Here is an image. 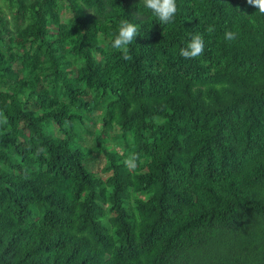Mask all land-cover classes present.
<instances>
[{"label":"trees","instance_id":"trees-1","mask_svg":"<svg viewBox=\"0 0 264 264\" xmlns=\"http://www.w3.org/2000/svg\"><path fill=\"white\" fill-rule=\"evenodd\" d=\"M176 4L0 0V264H264V14Z\"/></svg>","mask_w":264,"mask_h":264},{"label":"clouds","instance_id":"clouds-1","mask_svg":"<svg viewBox=\"0 0 264 264\" xmlns=\"http://www.w3.org/2000/svg\"><path fill=\"white\" fill-rule=\"evenodd\" d=\"M247 3L258 9L260 14H264V0H247ZM143 5L146 9L158 18L160 24H169L174 21L177 12L176 0H143ZM208 33L215 31L214 26H209L206 30ZM139 34L138 27L128 19H121L119 22L118 32L112 41V48L120 51L124 59H131L129 46L136 39ZM225 39L228 41H235L237 33L233 31H226ZM205 47V38L202 33L193 34L186 47L180 49V56L185 59H194L203 55ZM155 119V118H154ZM8 119L4 115L3 110H0V126L7 125ZM31 145H28V150H31ZM42 148H37V153H41ZM138 153L129 154L124 160L125 166L129 170H134L140 161Z\"/></svg>","mask_w":264,"mask_h":264},{"label":"rangeland","instance_id":"rangeland-1","mask_svg":"<svg viewBox=\"0 0 264 264\" xmlns=\"http://www.w3.org/2000/svg\"><path fill=\"white\" fill-rule=\"evenodd\" d=\"M70 12H68L67 10H65V12H64V18L65 19H68L69 17H70Z\"/></svg>","mask_w":264,"mask_h":264}]
</instances>
